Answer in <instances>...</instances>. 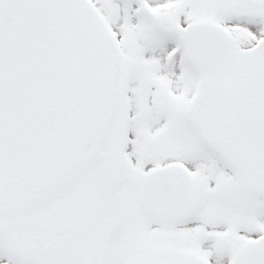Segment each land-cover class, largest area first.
I'll return each instance as SVG.
<instances>
[{
	"label": "snow or ice",
	"instance_id": "6c2138e0",
	"mask_svg": "<svg viewBox=\"0 0 264 264\" xmlns=\"http://www.w3.org/2000/svg\"><path fill=\"white\" fill-rule=\"evenodd\" d=\"M0 264H264V0H0Z\"/></svg>",
	"mask_w": 264,
	"mask_h": 264
}]
</instances>
